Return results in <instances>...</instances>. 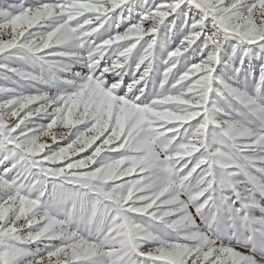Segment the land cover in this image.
<instances>
[{"label": "snow or ice", "instance_id": "6c2138e0", "mask_svg": "<svg viewBox=\"0 0 264 264\" xmlns=\"http://www.w3.org/2000/svg\"><path fill=\"white\" fill-rule=\"evenodd\" d=\"M228 40L264 52V0H0V264H264V62L222 79Z\"/></svg>", "mask_w": 264, "mask_h": 264}, {"label": "rangeland", "instance_id": "374dc122", "mask_svg": "<svg viewBox=\"0 0 264 264\" xmlns=\"http://www.w3.org/2000/svg\"><path fill=\"white\" fill-rule=\"evenodd\" d=\"M139 2H142V0H138V3ZM125 15H127V10ZM138 15V4H134L132 17L135 18ZM176 24L177 28L173 29L172 32H168L164 26H161L159 30L157 46L154 50L153 59L154 80H150L148 89H146V91H153L154 85L158 88L160 75L164 67L163 60L166 58L167 51L171 50L172 47H175L182 38L184 32L183 19L178 17L176 19ZM235 43L236 42L234 40H228L225 42L224 51L222 53V63L217 67V74L222 79L232 83L234 86L241 87L244 91L253 93L258 87L257 79L260 74V64L264 62V60L261 59V57L264 56V52H261L260 48L256 45L241 44L237 46L235 53H233L232 45ZM194 47L196 46L194 45ZM245 47L248 48V55L244 56V65L242 71L241 73L235 74L234 76L233 68L240 64V57L243 55V49ZM189 51H191V49ZM257 53H259V55H257ZM185 55H187V53ZM199 55L200 53L197 50V52L189 59L191 61H195L199 58ZM72 68L73 71H82L83 65L79 63H73ZM42 70L46 76H50L54 72L62 76H71V73L57 72L56 69H49L47 65H44ZM131 79L132 77L130 75L126 76V81H130ZM216 99L218 101V105L223 107L225 111L229 112L235 118H241L244 115L245 109L240 101L232 98H229L228 102L220 97H216ZM144 222H147V218H145ZM153 226L159 230V226H156L155 224Z\"/></svg>", "mask_w": 264, "mask_h": 264}]
</instances>
